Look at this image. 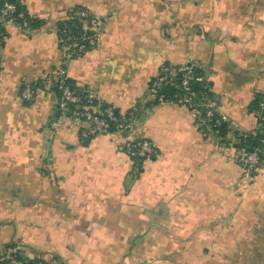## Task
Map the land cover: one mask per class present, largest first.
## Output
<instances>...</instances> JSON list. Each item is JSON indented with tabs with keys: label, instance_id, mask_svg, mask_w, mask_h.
Listing matches in <instances>:
<instances>
[{
	"label": "crops",
	"instance_id": "0c3cea01",
	"mask_svg": "<svg viewBox=\"0 0 264 264\" xmlns=\"http://www.w3.org/2000/svg\"><path fill=\"white\" fill-rule=\"evenodd\" d=\"M20 1L41 25L8 26L0 50V259L17 244L26 259L63 264H264V169L243 178L187 109L150 91L162 65L192 62L231 134L250 132L264 93V0ZM77 7L105 27L95 49L65 61L56 29ZM61 64L100 105H138L131 137L158 156L136 170L125 134L81 145L80 122L53 131L56 95L26 103L21 89Z\"/></svg>",
	"mask_w": 264,
	"mask_h": 264
},
{
	"label": "built area",
	"instance_id": "2783aa9c",
	"mask_svg": "<svg viewBox=\"0 0 264 264\" xmlns=\"http://www.w3.org/2000/svg\"><path fill=\"white\" fill-rule=\"evenodd\" d=\"M17 7L11 0H0V50L8 41L9 36L6 31L8 26H16L23 29L22 24L16 17ZM77 20L83 24L78 32L72 33L67 30L62 37H58V45L65 58L73 55L83 57L85 54L95 49L104 31V21L91 11L82 7L71 9L62 20ZM61 20V21H62ZM58 32V29H56ZM192 62L177 66L164 64L160 67L158 74L150 83L151 91L156 95L157 105H178L187 109L193 120L194 126L206 141L221 142L220 126L222 122H227L222 113L219 103L209 98L208 78L196 75L192 68ZM68 72L64 64L56 67L44 78L43 85L46 89L56 85L60 90L61 97L58 102V114L53 116L50 127L57 131L62 127L65 120L72 119L82 124L80 128V144L85 145L90 139L99 135L111 134V124L116 125L115 133L127 135L123 144V151L131 159L132 157L150 158L157 157L159 152L151 141L131 137L134 125L135 114L138 112L134 105L128 113L116 114V108L107 105L101 112L95 111V103L99 102L96 93L84 91L76 93L67 85ZM180 79L181 96L169 98L164 90L174 85ZM203 84L204 91L199 95L193 90V85ZM207 90V91H206ZM31 84H25L21 89V98L24 102L31 103L36 98L37 92ZM251 114L255 120V127L247 133L237 129L233 134L228 135V142L223 145L226 151V159L241 167L243 178L251 180L264 169V150L256 146H237L238 137L249 134L254 137L263 135L260 142L264 144V101L257 107L251 109ZM126 116L129 119H126ZM231 135V136H230ZM21 251V247H9L5 256L0 259L4 264H25L20 261L16 254ZM49 264H59L55 260L48 261Z\"/></svg>",
	"mask_w": 264,
	"mask_h": 264
},
{
	"label": "trees",
	"instance_id": "16d2710c",
	"mask_svg": "<svg viewBox=\"0 0 264 264\" xmlns=\"http://www.w3.org/2000/svg\"><path fill=\"white\" fill-rule=\"evenodd\" d=\"M12 3H14L17 7V13H16V17L18 18L19 22L22 24L23 28L25 27H28V26H32V27H39L41 25V22L38 21V20H34L32 21L26 14V11H25V8L24 6L22 5L21 1L20 0H11ZM83 26V24L77 20H71V19H68V20H62L58 23V26H57V29H58V32H57V35L58 37H62L63 35V32L64 31H70L72 33H76L79 31V29ZM75 58H79L75 55L69 57V58H65V61L69 60V59H75ZM192 68L194 70V73L196 75H200V76H206V74L204 73V71L199 68L198 66H196L195 64H192ZM56 69V68H55ZM53 69V70H55ZM207 77V76H206ZM44 83V80L43 78L42 79H39L37 82L31 84L36 90H43V91H47V92H52L56 95V97L58 98V101L61 97V94H60V90L58 89V87L56 85L54 86H51L49 89H46L45 86L43 85ZM180 79H178L174 85L170 86V87H167L165 90H164V93L167 97L169 98H174V97H178L181 96V89H180ZM67 85H69L71 87V89L73 91H75L76 93H83L85 90H81L79 89L71 80L70 78H68L67 80ZM207 85H208V90L209 92L206 93V95L213 99L214 101H217V98L216 96L213 94L212 92V87H211V83L207 82ZM203 84H199V83H196L193 85V90L198 93L199 95L204 91L203 89ZM150 91H151V87H150ZM207 91V90H206ZM152 93V91H151ZM154 95V93H152ZM156 95H154L155 97ZM201 96V95H200ZM261 101H264V93L262 94H258L256 96V99L251 107V109L255 108L258 106V104L261 102ZM218 102V101H217ZM28 103V102H26ZM155 103H157V98L155 97ZM99 106V111H96V112H101L105 107H107V105H100L99 102L98 103H95V108ZM137 109H138V112L135 114V122L137 121L139 115H140V108L138 105H136ZM94 108V109H95ZM116 114L119 115L120 111L118 109L115 110ZM128 113L125 112V114ZM126 119H129L128 116H126ZM116 131V125L115 124H111V129H110V132L112 133H115ZM231 131V128H230V125L228 122H222L221 123V126H220V138L221 139V144L222 145H226V143L228 142V135H229V132ZM263 138V135H258L257 137H254L252 135H249V134H243L241 135L240 137H238V141L237 142V146H256L258 148H260L261 150H264V144L260 142V139ZM91 140V139H90ZM89 140V141H90ZM88 141V142H89ZM88 142L85 144L87 145ZM149 159H155V157H150V158H140V157H132L131 160L133 161L134 163V167L136 168V170H140L139 168H141L142 166V163L145 161V160H149ZM17 244H12L10 247H15ZM16 257L24 262L25 264H49L47 261L43 260V259H35V260H29V259H26L23 254H22V251H19L17 252L16 254ZM55 261H57L59 264H63L59 259L55 258L53 259ZM0 264H4L3 262L0 263Z\"/></svg>",
	"mask_w": 264,
	"mask_h": 264
},
{
	"label": "rangeland",
	"instance_id": "374dc122",
	"mask_svg": "<svg viewBox=\"0 0 264 264\" xmlns=\"http://www.w3.org/2000/svg\"><path fill=\"white\" fill-rule=\"evenodd\" d=\"M247 254V253H246Z\"/></svg>",
	"mask_w": 264,
	"mask_h": 264
}]
</instances>
